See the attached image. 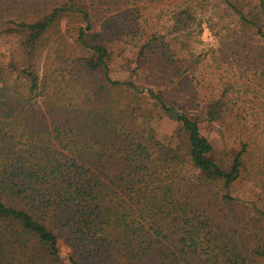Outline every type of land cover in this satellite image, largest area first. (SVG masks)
Wrapping results in <instances>:
<instances>
[{
	"label": "trees",
	"instance_id": "16d2710c",
	"mask_svg": "<svg viewBox=\"0 0 264 264\" xmlns=\"http://www.w3.org/2000/svg\"><path fill=\"white\" fill-rule=\"evenodd\" d=\"M131 4L0 17V264H264V0Z\"/></svg>",
	"mask_w": 264,
	"mask_h": 264
},
{
	"label": "rangeland",
	"instance_id": "374dc122",
	"mask_svg": "<svg viewBox=\"0 0 264 264\" xmlns=\"http://www.w3.org/2000/svg\"><path fill=\"white\" fill-rule=\"evenodd\" d=\"M46 1L50 0H0V17L4 18L3 20V25L10 19L7 18L9 16H33L34 11H37L39 8H44V3ZM53 1V0H52ZM88 1V0H86ZM97 1H102V0H97ZM132 4L129 6V9H134V10H140L143 9V7H155L157 8L156 13L154 15H157L159 13V10L162 6L163 0H153L154 3H147L145 4L143 0H131ZM88 6L91 9L93 17H95L93 20V26L94 30L96 31H103L109 26V20L115 19L116 15L119 14L118 11H114L113 8L109 11L107 16L105 17V14L107 13V7H103L101 10V13H97L96 9L99 10V5L98 6H91V2L88 3ZM105 13V14H104ZM149 14L153 13V9H150L148 11ZM109 17V18H107ZM15 18V17H11ZM82 28L87 32L89 29L88 23H83ZM201 39L203 41V45L200 49L205 48L208 49V47L211 45H215V40L213 35L210 33L208 29H205L203 35L201 36ZM16 39H5L4 42L0 44V59L2 62L7 63L8 58H9V49L11 45L14 44ZM129 57V54L126 53L124 57H121L120 59L117 58V60L113 64V71H112V77L116 80L119 81H128L130 78V69L131 68V62H127ZM144 87H148V85H145ZM171 101H175L179 104V100L177 96L174 94L171 98ZM150 117V116H148ZM149 122V121H148ZM156 123V128L158 130V137L160 140L164 142H169L173 145H177L176 139H173V136H177L178 133H180L181 127L180 124L176 123L173 119L171 118H158ZM216 137V136H214ZM212 139L213 136H212ZM216 139V138H215ZM240 192L242 195L246 194V187L241 186L240 187ZM64 257L66 256L67 250L66 248L63 247L62 251Z\"/></svg>",
	"mask_w": 264,
	"mask_h": 264
}]
</instances>
